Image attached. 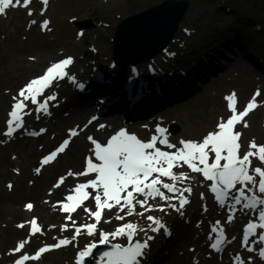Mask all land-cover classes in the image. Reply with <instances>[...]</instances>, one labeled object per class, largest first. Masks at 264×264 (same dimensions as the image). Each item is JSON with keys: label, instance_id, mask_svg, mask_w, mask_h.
Instances as JSON below:
<instances>
[{"label": "bare ground", "instance_id": "bare-ground-1", "mask_svg": "<svg viewBox=\"0 0 264 264\" xmlns=\"http://www.w3.org/2000/svg\"><path fill=\"white\" fill-rule=\"evenodd\" d=\"M101 1L110 4L111 10L116 9L118 10L116 12H121L118 20L115 18L113 21L115 24L122 21L123 24L131 14L141 9L139 7L141 2L147 0H0V207L10 205L15 220L23 223L29 215H38L41 232L49 240H53L56 235L75 236L74 240L78 243L90 238L87 232L80 231L79 224L85 220H93L87 209L94 204L100 184H97L96 189H92L87 180L96 177L97 172L102 174L106 167H119L118 163L113 166L106 165L103 158L95 152V145L108 144L110 140H115L114 129L117 126H123L124 119L129 118L127 116L131 117L133 109L138 103L132 110H128L126 108L128 100L127 97L125 100L124 96L126 94L140 96V100L148 102L146 98L151 89L160 87L170 94L174 88L172 82L169 84V82L159 81L158 78L153 79V82L149 83L150 85L147 84L148 82L140 83L155 76L147 70L146 66L159 61L163 54H158L157 58H152L149 61L144 59L139 62V66L144 67L142 71H138L141 68L135 64L128 66L116 62L110 67L112 61L108 57L111 55L113 58V44L107 42L104 52L108 57L101 66L106 74L107 80L104 86L107 88L106 90L99 92V84L88 75L87 69L91 59L89 58L90 53L86 52L81 58L77 56L78 54L73 56L69 66L70 70L77 71L71 75L84 85V92L73 91L71 88L61 90L63 83L59 84L54 90L59 97L57 98L58 108L51 116H48L46 111L39 106L29 102L28 91L25 86L22 88V82L37 78L42 69L57 62L58 52L62 49L73 48L74 42L87 34L86 29L79 33L74 29L78 37L74 36L73 27L68 23V20L69 18L77 21L83 20L91 10H97ZM26 15L29 16L26 17ZM24 17H26V22L23 27ZM233 20L234 17L228 23L217 22V19H214L216 22L211 27V31L216 30L218 33L214 35L224 36L219 32L218 26L221 29L225 27L226 31L232 27ZM234 21H237V18ZM42 25H45V28ZM181 27L174 42H177L179 37H185L184 24ZM261 30H264L263 26L261 28L258 25L256 30L250 28L246 30L245 34L248 38L254 36L259 38L256 31L261 32ZM212 32L205 33V35L210 34L211 37ZM229 35L231 33H227V36ZM217 39V42L221 41L219 38ZM212 40L216 42L215 39ZM174 42L169 44L171 48ZM226 44H228L227 41ZM245 48L241 47L242 53H238V56L243 59L235 60L233 63L228 59L226 65L223 66V68H227V72L224 69L225 74L208 79V82L204 83L198 92L186 100L168 107L164 112L156 114L161 121L167 123L168 128L159 123L166 128L169 138L170 145L166 150L178 153L174 159L175 174L186 169L187 160L182 157L180 152L184 141L191 142L193 140L196 142V144L185 143L183 145V148L185 145L198 146L196 159L208 158V166L213 165L214 160H220V166L215 169L224 166L227 161L225 157L216 158L213 144L215 141H219L221 129L227 124L226 122L223 126L221 122L225 110L236 109L243 101H249L248 105L252 106V112L243 116L242 123L235 126H238L240 155L249 156L246 162L240 156L239 164H244V168H246L244 175L250 178H255L256 166L264 169V161L259 160L263 156L256 154L248 143L249 139H252L253 142L256 140L264 143V121H260V115L264 113V81L257 72L256 66L254 68L252 64L253 54H245ZM209 50L212 53L215 51L211 47ZM224 50L223 48L222 51ZM217 53L215 51L213 54L217 56ZM173 56L175 57V54ZM245 60L252 62H249L250 65H248ZM79 65H81V69L78 70ZM118 66L120 68L116 71ZM152 68L155 70L156 66L152 65ZM198 68L200 69V64ZM130 69H133L131 73H129ZM190 72L191 74L197 73L193 69ZM262 72L264 71L262 70ZM231 78L233 79L230 80ZM194 86L192 85V88ZM95 92H99L104 98H107L106 101H112L107 107V112L118 108L125 115L103 117L100 120L92 119L89 122L90 113L96 112L102 105L92 98ZM73 102L78 104L77 108L70 110L71 106L68 105ZM14 106L24 108L23 114L28 132L40 129L43 131L37 136L19 135L16 139H10L3 132V127L6 115ZM50 111L54 112V109H50ZM103 116H106V113ZM172 123L180 126L178 134L171 133L170 125ZM120 129L124 130V128ZM218 129L219 134L217 133ZM128 130L130 133H136L142 139H151L156 135L150 122L130 121ZM63 137L68 139L69 146L67 149L56 148L58 141ZM122 144L123 141L120 139L115 143V148L119 152L122 150ZM262 147L264 146L260 148ZM153 153V150L148 151L149 156ZM188 174L187 181L184 182L181 178L174 181L178 194L190 200L188 207L186 206L183 210L179 209L180 203H178L177 207L173 208L175 195L167 193L161 199L149 198L145 210H139L138 206L128 209V213H134L130 218L125 217L124 212L118 208L107 212L99 226L109 235L107 245L111 243L125 245L129 241H141L149 244L156 252H162L169 245L168 256L164 257L160 264H264V260L258 256L245 254V250L248 249L246 246H241L243 240L238 224L233 223V217L227 215L226 210L215 207L207 185L210 181L200 173L189 172ZM241 181L242 178L236 182V187L232 188L234 199L236 198L235 189L246 187V190H249L253 186L251 182L242 184ZM81 190L90 195L86 208L73 215L57 208V201L65 199L70 192ZM182 196L179 197V200ZM25 198L35 202L32 210H19V206ZM160 201L167 204L168 215L158 209ZM203 206H206L208 210L203 212ZM246 206H248L247 203ZM245 210L247 211L245 215H248L249 218H256V215L252 214L254 209ZM138 212L140 213L135 216V213ZM148 214L155 216L154 222L147 220ZM239 218L246 219L243 214H239ZM32 220L31 218L29 227L23 228L28 238L35 233L31 227ZM123 224L126 228L120 233L118 239L114 238L117 225ZM163 227H168L169 236H166ZM214 227L223 229L229 234L231 246L224 254L226 256H217L211 247L215 237ZM92 241L94 240L92 239ZM150 250L151 252L147 248L144 250L145 254L141 257L142 260L147 262L153 254V249ZM234 250V256L242 251V255L248 256L249 260L243 261L241 257L238 262H235L234 257L230 260L229 256ZM70 254L69 252L66 260L61 264H72ZM95 256L99 257L93 254L92 258ZM120 261L121 259L118 260V262ZM59 262L61 261L58 258L56 263Z\"/></svg>", "mask_w": 264, "mask_h": 264}, {"label": "rangeland", "instance_id": "rangeland-1", "mask_svg": "<svg viewBox=\"0 0 264 264\" xmlns=\"http://www.w3.org/2000/svg\"><path fill=\"white\" fill-rule=\"evenodd\" d=\"M162 1L163 0L143 1L141 2L139 6L141 9L137 11V13L143 10H148L151 8V6L159 4ZM188 1H189V9L183 20V23H184L183 29L185 30L187 35H185V37L181 39L180 41L173 44V48L168 49V51L165 54H163L160 64L154 65L156 66V69L154 71H151L152 65L146 66L147 70H149L155 76H152V78L146 82H143V81L140 82V83L148 82L149 84L150 82L153 81V79L157 75L159 74L161 76L167 75L168 77L167 82H170V83L172 82L174 84V88L172 89L173 92H171L170 94L166 93L163 99H158V96H156V94L162 93V91L155 89V88L151 89L149 97L152 98L153 96H156V98L158 99L157 101H154L151 103V104H155V106L152 105V108H150V110H147L146 106L141 105L137 109V112L133 114V116H131V118L133 119L137 117H146L145 118L146 120L144 121H150L153 126V124L156 123V119H157V117L153 116L154 114L164 112V110H166L168 107L186 100L189 96L199 91V90L193 91L195 88L192 89V85L190 83H180L176 80L179 78L181 71H183L184 73H187L188 75H191V77L193 78L196 77V79H200V77L204 78L203 81H200L197 83L195 82L196 83L195 86L197 87L199 86L202 88L203 84L208 82V79H211V78L213 79L219 76L220 74L221 75L225 74L224 72L225 68H223V66L226 65L228 59L231 60L232 63L235 60L243 59L242 57L238 56L239 55L238 53H242L240 51L241 47H244V48L246 47L245 54H250V53L253 54V57H252L253 62L249 60H245V63L250 65L249 62H252L254 67L256 66V69L258 70L256 71L259 72L262 80L264 81V72H262V70L264 71V30H261V32L256 31L257 35H259V38H255V36L253 37L254 39L248 38V36L245 34L246 30L250 28H252L253 30H256L258 25L261 28L262 26L264 28V0H188ZM107 4L108 3L101 1L100 5L97 7V10L95 11L91 10L83 18V20L77 21V20H72V18H69L68 23H70V25H72L73 27L74 36L76 35L74 29L76 30V32L78 30L82 31L83 29L84 30L86 29L87 34L82 36L81 39L76 40L74 44L72 45L73 48L62 49V51L58 52L56 60H59L63 57H71L73 59L74 58L73 56L77 54H78L77 56L81 58L84 53L89 52L90 53L89 58L91 59L90 62H93L94 58L92 57L95 55L91 53L92 52L91 50H94L93 53H95L99 58L97 61L95 60L96 62L95 65L98 62L100 63L103 62L108 57L105 55L106 53L104 52L106 49L105 43L107 42L111 43L110 38L113 37L115 29L120 24V23L115 24L113 20L115 18L116 20H118L121 12L120 11L116 12L118 11L116 9L111 10L109 8L110 4L108 5ZM243 15H246V16H243ZM257 15L259 16L256 17ZM28 16L29 15H26V17ZM26 17H24L22 20L23 27L26 22ZM233 17H234V20L237 18V21L233 20L232 27L226 31L224 30L225 27H222L221 29L220 26H218L217 24L219 32L223 33L224 36L214 35L218 33V31L216 30L213 32L211 31V27L214 26V23L216 22V21L214 22V19H217V22H228L229 23ZM211 32L213 33L211 37H210V34L205 35V33H211ZM227 33L228 34L231 33V35L227 36ZM76 37L78 36L76 35ZM217 38H219V40L221 41L217 42L218 40ZM208 39H211V40L209 41ZM212 39H215L216 42L213 41ZM249 39H253V40H249ZM226 41L228 42V44L225 45ZM201 44L203 45L202 47L200 46ZM210 47L212 48V50L218 51V50H222L223 48L225 50L221 51L220 55H217L216 57H214V55L210 53H206V51H210L209 50ZM247 51L249 52L247 53ZM173 54H175V57L173 56ZM204 56H207V57L203 58ZM109 57L112 60V56L110 55ZM208 57L212 60L210 61ZM201 61H202V64H200L201 69H199L198 65ZM100 63L97 66L101 67L102 63L101 64ZM82 64L83 62L81 63V65ZM81 65H79L78 70L81 69ZM92 68L93 67L89 66L87 69L91 77H92V74H91ZM119 68L120 67H116L117 70ZM143 69L144 68L138 71H142ZM174 69H176V72L171 73L170 71ZM191 69H193L194 71H197V73L191 74L190 72ZM252 69L255 70L254 68ZM226 70L227 68L225 69V71ZM42 71L43 69L38 74H40ZM74 71L77 72L75 69ZM132 71L133 69H130L129 73H131ZM103 72H104V80L106 81L105 71ZM234 74L236 76V71L234 72ZM69 75H70V70H69ZM116 77L118 78V75H116ZM232 79L233 78H231L230 80ZM25 84L26 85L28 84L27 80L22 82L21 84L22 88L25 86ZM218 97L220 98V96ZM44 100H45L44 101L45 103H41L40 106L48 102V97L46 96ZM248 102L249 101H243L238 106V108L235 110H228V111L225 110V112L222 115L223 116V120L221 121L222 124L226 122L230 114H234V113L239 114L240 111L245 106H251V105H248L249 104ZM77 105L78 104L73 102L68 106H71L70 110H72L74 108H77ZM251 110L248 113V115L251 113ZM8 114L6 115V118ZM92 114H94V116L96 115V113L92 111L88 119L93 116ZM260 117H261L260 121H264V113L261 114ZM239 123H242V120ZM164 124L166 125L167 123L164 122ZM124 126L128 128V126H126L125 124ZM118 128L114 129V134ZM170 129L172 131V134H178L180 132V126L175 123H172L170 125ZM234 130L236 133H238V127H235ZM64 142L67 143L68 141H66L65 138L63 137L58 141L56 148L61 147V146L64 147V144H63ZM185 142H189V141L182 142L181 149L183 147V144H185ZM193 142L194 141L192 140L190 143H193ZM248 143H249V146L254 149L256 154L259 153L261 155H264V152H262L264 151V147L259 149L261 146H264V143L258 142L256 140L253 142L252 139H249ZM97 146L98 145H96V148ZM96 148H95V151H96ZM183 175L185 177L188 176V164H186V171ZM92 180L93 179H89V182H91ZM70 194H68L67 196L69 197ZM178 198H179V195H176L173 207H177ZM62 200H59L56 202L58 209L60 208V204ZM27 202H31V201H29L28 198L23 199L21 202V205L19 206V210H24L27 205L26 204ZM33 204L35 205V202H33ZM10 207H11L10 205L0 207V264H15L17 261H19L22 258H27L23 264H59V263L61 264L66 260L69 252L71 253L70 255L72 256L71 257L72 264H74L76 251L82 250L90 242L89 240V241L78 243V241L74 240L75 236H72V235L71 236L56 235L53 240H49V238H47L43 233H35V234H32L31 237L28 238L26 234L24 233L23 228L30 226L31 218L39 219L38 215H34V214L29 215L24 223L19 222L15 220L14 216L12 215ZM163 207H166V204L160 201L158 205V209L163 211L165 215H168L169 213L168 209L166 208L164 209ZM92 209H93V204L88 209V212L91 211ZM205 209L207 208L204 207L203 212H205ZM142 210H145V209H141V211ZM139 213L140 212L135 213V216ZM127 214L128 212H124V215H127ZM146 218L147 220L152 222V219L155 218V216L152 214H148ZM87 223H88L87 221L81 222L79 224V228L81 229ZM242 224H243V221L238 222L239 231H241ZM124 226L125 225H117L116 227L117 231L115 232V238H117V235L120 234L119 228L124 227ZM165 228L166 230H168V227H164V230ZM97 238H98V234L95 235L92 239L96 240ZM62 242L64 243L61 244ZM138 242L141 243L139 246L145 245L146 247H148V244L146 242H141V241H138ZM130 243H127L126 245L119 244V246L126 247ZM45 245H48L49 247H51V249L53 248V250L45 254L39 262H35L32 258V255L38 248H40L41 246H45ZM58 246H59V249H56V247ZM141 249L144 252L145 247L143 246L141 247ZM151 249H153V254L151 255V257L147 260V262L144 261L143 259L142 261H140L141 262L140 264H160L162 263V260H164V257L168 256L167 250L169 249V245L162 252H156L154 248H151ZM149 252H151V250H149ZM116 256L117 255H114L110 259L109 261L110 264H113V262L116 261V258L114 259V257ZM232 257H233V254H232ZM58 258L60 259L61 262L56 263V260ZM96 259L97 258L95 257V260ZM134 262L132 264L139 263V261L138 262L134 261Z\"/></svg>", "mask_w": 264, "mask_h": 264}, {"label": "water", "instance_id": "water-1", "mask_svg": "<svg viewBox=\"0 0 264 264\" xmlns=\"http://www.w3.org/2000/svg\"><path fill=\"white\" fill-rule=\"evenodd\" d=\"M188 8L187 0H166L127 18L114 36L116 61L135 64L165 49L177 34Z\"/></svg>", "mask_w": 264, "mask_h": 264}]
</instances>
